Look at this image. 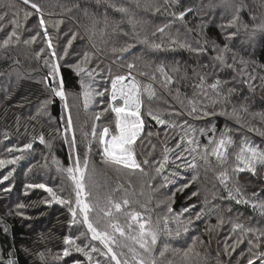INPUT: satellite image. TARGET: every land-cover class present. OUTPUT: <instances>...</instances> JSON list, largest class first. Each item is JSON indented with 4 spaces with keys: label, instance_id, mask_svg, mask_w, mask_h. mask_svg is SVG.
I'll return each instance as SVG.
<instances>
[{
    "label": "trees",
    "instance_id": "1",
    "mask_svg": "<svg viewBox=\"0 0 264 264\" xmlns=\"http://www.w3.org/2000/svg\"><path fill=\"white\" fill-rule=\"evenodd\" d=\"M36 2L44 6L47 20H64L59 30L49 25V33L58 56L63 55V49L68 47L67 40L71 38L72 32L79 31L80 33L73 41L72 46L68 47V56L60 61L61 76L65 81L68 104L72 111L73 131L77 145L73 149L65 140L64 117L66 112L62 101H60L59 120L51 114V104L47 108L48 115H36L37 109L41 107L43 101L51 96L44 82L48 68L44 66L43 60L35 55L41 48L45 49L46 54L49 52L43 36H38L36 41L30 45H24L21 42L6 50L0 49V159L22 156L16 165H8L4 169H0V174L3 176L15 167V172L8 181L2 184L3 191L0 192V261H6L9 257L15 261V264H73L74 260H85L82 254L74 251L69 257H64L61 260L53 259L58 254L62 255V250L65 247L64 236L77 237L85 231V228L79 224H71L72 217L67 207L55 201L51 204L44 203L45 200L51 198L43 189L26 188L28 184L44 183L52 187L58 194L66 198L71 195L74 199L70 179L68 180L66 174L57 170V165L53 163L54 159L58 160L64 168L72 166L73 160L70 157H74L78 152L83 160L87 152V144L91 142L92 150L88 153L90 165L98 167V171L101 173L99 179L105 181V183L99 184L94 178L100 186H105L103 191L100 189L99 191L103 193L108 186L114 189L119 182L115 177L116 170L101 163V157L98 154L101 146L99 147L96 140L91 137L92 126L95 123L93 120H89L87 114L90 110H85L82 104L81 77H78L71 67L82 59L84 52H88L90 62L85 67L96 69L94 76L101 72L105 79L103 84H95L101 87L99 91L104 86L107 88L109 86L110 79L106 76L109 75V67H111L114 76L124 74L127 69L125 67L123 70V65L134 62L139 71L145 72L149 76L155 73L157 76V79L152 82L156 93L155 97L149 99L145 94L142 98L141 113L146 127L145 133L137 141L136 147L138 161H143L145 158L150 161V164L145 166L149 176H142L139 172L117 171L118 174L125 176L122 179L125 182L120 183L123 188L135 193L130 198L146 205L151 210L149 214L155 219L160 211L167 208L165 206L157 207V194L168 198L174 212H179L182 208L191 205H196L193 212L199 211L201 207L205 206L204 199L207 196L210 201L209 206L216 204L217 209L204 215L199 221L194 220L193 224L189 226V233L187 235L182 233L179 243L187 246L188 243H192L190 237H197L196 251L200 252L202 256H207V264H217V261L220 264H247L250 255L247 240L254 239V236L259 233H241L239 231L233 233V224L242 223L245 228L264 230V216H261L258 210L253 211L250 205L236 204L234 200L226 199L227 191L219 183L218 175L227 169L230 176L229 188L238 184L245 198L254 200L256 198L252 196V193L258 192L260 199L264 200V169L258 168V176H253L249 172L233 175L231 172L242 138L247 136L256 144H261L264 140V137L247 130L249 126L264 129V120L261 119V114H264V80L261 79L264 77V34L258 38L253 52L248 50L247 41L242 38L241 44L236 41L226 42L220 27L226 21L225 18L211 22L206 20L207 14L203 13L208 7L207 4L213 3V0H179V3L169 6H164V0H139L140 8L136 7V0H99V3L97 0H36ZM77 3L80 5L78 8L74 6ZM148 3L160 4V12L156 14L151 11L145 12L143 6ZM4 4L14 5L15 8L20 9L27 8L22 4V0H0V5ZM109 4L124 5L130 8L136 14V19L141 21L136 26L140 37L148 36L155 42L161 43L162 47L158 50L149 49L130 40L129 36L122 35L121 30L132 34V28L127 23L128 18L109 7ZM187 7H192L193 12L188 13L184 21L171 15V13L178 14ZM68 8H71L70 12L67 11ZM85 9L88 12L87 16ZM5 10L8 11L10 19L13 9L0 7V13ZM49 12L53 15L48 16ZM105 12L107 13V28H105L104 22ZM92 14H95L100 23L95 35L89 40L84 28L91 27L89 17ZM22 15L21 12V17ZM0 23H3L5 31L11 30L12 25L8 20ZM22 23L24 27L30 29V31L21 30L22 40L29 38L36 31H40L38 19L35 16L30 17L26 22L22 21ZM165 24L169 25L165 33L162 36L158 33L153 38L152 32ZM172 40L177 43L173 44ZM205 42H207L205 52L197 54L190 50L191 48L205 47ZM126 43H135V47L131 54H125V58L119 60L117 59L119 52L114 53L112 49H119ZM181 44L185 47H181ZM225 44L230 49L227 51L225 59L227 64H233L232 68L222 66L215 59L216 55L212 51L213 45L222 47ZM233 57L236 61L235 64ZM17 60L19 63H14ZM241 61L244 63L241 64ZM161 65L173 77L172 84L164 85V78L157 71ZM134 74L136 75L137 72ZM249 74L255 76L256 79L245 83ZM18 75L21 78L18 79ZM200 76L205 79L203 91L194 87L200 82ZM139 77L142 83H149L148 76ZM218 78L229 81L222 86V96L220 97H217L208 86ZM249 84L254 85V88L250 89ZM229 88H234L235 91L229 97V101H224L223 95H227ZM107 95L105 93V97H100V101H98L105 108L107 104L101 101H105ZM189 100L194 102L197 109L191 115L188 113L193 105L188 103ZM233 105L237 109L241 105L248 107V113H240L242 116L240 124L236 123L229 115L220 114L224 111L231 113ZM149 110L159 112L162 118L170 120L178 126L171 129L157 125L147 115ZM174 112L181 113V115L177 116L173 114ZM206 112L208 115H205ZM32 116H36V119H30ZM102 116L105 125L114 127L115 117L112 114L106 111ZM185 120L187 124H184ZM102 121L100 118L96 124ZM213 126L216 128V139H219L222 132L230 129V135L235 141L234 145L229 148L228 163L223 167L210 154L212 146L209 145V140L213 138L211 132ZM192 128L197 131L193 133ZM201 128L205 129L206 134L202 135L199 132ZM165 131L167 136H165ZM147 132H152L154 135L149 137L146 135ZM185 132H187L186 139H195L199 142L200 154L204 153L206 147L208 148V163L206 164L197 155L198 167L195 170L187 169L183 166L182 159L175 160V154H170L164 175L169 177L171 183L161 187L165 183L163 176H157L154 171L157 165L152 161L162 158L165 145L175 148V143L185 135ZM85 133L88 134L87 137ZM41 135L44 137V143L40 142ZM71 137L72 132L67 133L69 141ZM148 141L156 146L155 150L151 148ZM25 143H31L32 148L23 154L15 150L12 153L6 151V148L9 147L22 148ZM186 146L193 147L194 145ZM184 155L188 160L192 159L188 153ZM173 160L175 163H172ZM194 174L197 179L192 181L191 177ZM153 176L156 178L150 180L149 177ZM129 182L131 183L129 184ZM148 183L154 185L156 190L149 188ZM186 183L190 186L182 187ZM5 188L10 191H5ZM61 189H63L62 192ZM196 191H199L200 195L192 196V192ZM141 192L143 195L140 194ZM213 194L216 196L215 200L212 199ZM112 195L114 199L120 200L124 191H116ZM221 197H225V199H221ZM19 205H23V207H19ZM132 207L138 211H144L139 204L133 203ZM229 208L231 211H228ZM189 215L190 213H185L182 218L186 219ZM219 219H222L225 224L216 227ZM170 226L175 230L176 224H170ZM5 228L7 231L4 230ZM237 239L244 242L238 244L234 252L229 250L226 254V245L230 249ZM261 239L264 240V237ZM82 240L83 237L77 242L80 243ZM171 243L173 246H179L175 240ZM253 250L264 251V246ZM41 252L45 255L44 260H41L38 255Z\"/></svg>",
    "mask_w": 264,
    "mask_h": 264
},
{
    "label": "snow or ice",
    "instance_id": "2",
    "mask_svg": "<svg viewBox=\"0 0 264 264\" xmlns=\"http://www.w3.org/2000/svg\"><path fill=\"white\" fill-rule=\"evenodd\" d=\"M99 3V0H97ZM173 3H179V0H164V6L172 5ZM22 4L27 6V8H15L14 5L4 4L0 5L5 9H13L12 17L9 19L8 11L5 10L0 13V22L6 20L12 25L10 31H5L3 23H0V49H8L13 45H19L21 42L24 45H30L34 43L38 36H43L44 41L47 45L49 52L46 54L45 49L41 48L35 55L43 60V64L48 68L47 75L44 77V82L47 85V90L50 92V98H47L41 104V107L37 109V116L48 115L47 108L48 105L55 103V99L59 98L63 102L64 110L66 116L64 117L65 125V140L70 146L75 149L77 145V140L75 133L73 131V116L71 108L68 104V95L65 89V81L61 76V64L60 61L68 56V47L72 46L74 40L80 35L79 31L72 32L71 38L67 40V46L63 49V55L58 56L56 47L53 44L51 35L49 33V25L59 30L60 26L64 23L63 19H56L49 21L45 18L44 6L41 3L36 2V0H22ZM79 7V3L74 5ZM109 7L113 8L115 11L121 13L123 16L127 17V23L132 28V34L130 35L126 31L121 30V34L124 36H129L130 40L138 42L144 45L146 48L158 50L162 47L161 43L155 42L154 39H150L148 36L140 37L139 32L136 31L137 24L141 21L136 19V14L130 10V8L116 4H109ZM136 7L140 8L141 5L139 0H136ZM215 7L223 8L225 11L231 13V19L227 21L226 24L221 25L224 30L230 28H237L243 22L242 13L248 11V5L244 0H220L218 5ZM264 7V5H262ZM30 8L31 10H27ZM145 12L151 11L153 14L159 13L161 10V5L158 3H148L143 6ZM67 11H71L68 8ZM21 12L23 13L21 17ZM193 12L192 7L184 8V10L177 13H171V15L176 16L178 20L184 21L188 13ZM48 16H52L53 13H47ZM85 15H88L87 9H85ZM250 18L255 21L256 16L249 13ZM37 17L38 28L40 31H36L27 39H21L22 31H30V29L24 27L22 21L26 22L30 17ZM91 20V27H85L84 31L88 34V39L91 40L92 36L95 35L97 26L100 21L96 19L95 14L89 17ZM105 28H107V13H104ZM123 22V21H121ZM118 27V25H117ZM244 27L247 28L248 25L244 23ZM254 31L264 32V22L258 25H254ZM169 28L168 24L156 28L152 32V37H156L159 33L161 36L165 33L166 29ZM226 37L230 39L236 35V32H227ZM173 44L177 41L172 40ZM207 42H205V47L191 48L190 50L199 54L207 50ZM181 47L185 45L181 44ZM94 48L95 45L93 44ZM135 47V43H126L123 47L119 49L113 48L114 53L119 52L117 59L122 60L125 58V54H131L132 49ZM190 47V46H189ZM213 49L218 51V55L215 59L222 65L228 68H232L233 64H227L224 53L229 51L228 45L225 44L223 49H218L217 46L213 45ZM90 62V57L88 52H84L81 60L71 65L75 74L80 79V87L82 88L83 97V107L85 110L94 102L95 97H105V93H108L106 100L101 101L107 104L104 111L114 114V127L104 126L101 131L97 132V126L93 124L91 130V137L97 140L98 144L101 146L99 150V155L101 157V163L108 166L116 171H130L132 173L139 172L142 176H149L146 171L145 166L150 164V161L145 158L143 161H138V153L136 151L137 141L141 139L142 134L145 133V120L142 118L141 109L143 106V97L147 94L149 99L155 97L156 93L153 88L152 82L157 79L155 73L149 74L139 71L137 65L134 62H129L123 67H126L127 71L124 74L112 75L111 67H109V79L111 83V89L107 87L104 91H97L93 87L94 73L96 69H89L85 67ZM14 63H19V61H14ZM115 63V61H113ZM233 63L235 64V58L233 57ZM241 64L244 62L241 61ZM99 67V65H97ZM157 71L163 76V83L165 86L173 83V77L168 74L163 65L159 66ZM241 71H243L241 69ZM137 72L139 76H148L149 83L144 84L137 79V76L133 73ZM87 76L89 78L86 82L83 77ZM18 79L21 78L19 75ZM256 77L251 74L248 75V80L244 81L248 83L251 80H255ZM264 80V77L261 78ZM200 82L194 87L199 88L203 91L205 79L203 76L199 78ZM229 83L228 80L216 79L210 85H208L213 92H215L217 97L222 96L221 88L223 85ZM249 88H254V85L249 84ZM235 91L234 88H229L227 95H223L224 101H229V97ZM189 104L193 105L190 112L191 115L197 111L194 102L192 100L188 101ZM241 112L248 113V107L246 105H241L239 109L235 105L232 107V112L228 113L226 111L221 112L222 115H229L236 123L240 124L242 121ZM173 114L179 116L181 113L174 112ZM147 115L156 122L157 125L164 126V128L175 129L178 125L170 120L162 118L159 112H153L149 110ZM205 115H208L206 112ZM30 119H36V116L30 117ZM96 120H100V113L96 114ZM261 119L264 120V114H261ZM19 120V118H17ZM187 124V121H184ZM243 126V125H242ZM162 128V130H164ZM191 128V126H189ZM248 132H255L260 137H264V129L255 128L252 126L248 127ZM191 131L195 133L197 130L192 128ZM230 129L220 134L219 139L215 138L216 128L212 127L211 132L213 133V138L209 140V145H211V156L216 158V161L221 167L226 165L229 160V148L234 145L235 141L230 135ZM72 132L71 140L67 139V133ZM199 132L204 135L206 134L205 129H199ZM87 133L85 136L87 137ZM147 136L151 137L154 135L152 132H147ZM156 135H159L156 133ZM165 136L167 132L165 131ZM187 132L184 136L175 143V148H170L165 145L162 153V158L159 160H154L152 163L156 164L154 171L157 176H163L164 184L161 187H165L168 183H171L169 177L164 175L166 165H168L170 160V154H175V160H183L184 167L187 169L195 170L198 165L196 163L197 155L200 159L208 163L209 151L205 148L203 154L199 153V142L195 139H186ZM7 139V137H5ZM40 142L44 143L43 135L40 136ZM151 148L155 150V145L148 141ZM186 145H194L193 147H187ZM32 148L31 143H25L22 148H6L8 153H12L14 150L20 153H25L27 150ZM179 151H176V150ZM92 150V144L89 142L87 144V152L84 155L83 160H81L80 154L77 152L74 157H70L73 160L72 166L64 168L60 165L58 160H53V163L57 165V170L66 174L71 181L72 193H74V199L71 195L67 198L63 195L58 194L52 187L44 183L28 184L26 188H38L43 189L50 200H45L44 203L51 204L53 201L56 203L67 207L69 213L71 214L72 225H82L85 228L84 232H81L79 236L73 237L72 235H66L63 237V244L65 247L62 250V255H56L53 257L54 260H61L64 257H69L72 255L73 251L80 253L85 258L84 261L74 260L73 264H207V256H202L200 252L196 251V241L197 237L192 236L191 244L187 246L179 243V238L182 233L187 235L190 231L189 226L193 224L194 220L199 221L204 215L211 213L217 209L216 204H211L207 196L204 199V207H201L199 211L193 212L196 205H191L189 207L182 208L179 212H174L171 204L167 205V213L160 216L158 215L155 219L149 214V210L146 205L140 204L139 201H134L130 197L134 196V192H129L127 189L123 188L122 184H117V187L111 189L110 191H104L101 193L99 188L101 187L94 179L93 176L96 173V168H90V161L88 153ZM185 153L192 156L191 160L185 157ZM195 154V155H194ZM151 155V153H149ZM22 158V156H15L12 159H0V169H4L8 165H16L17 162ZM175 160L172 163H175ZM180 167V165H177ZM258 168L264 169V140L261 144H256L252 140L248 139L247 136L242 138L239 143V150L235 154V163L231 168L233 175L249 172L253 176H258ZM15 172V167L7 172L0 178V184L8 181L9 178ZM156 177H149L150 180H154ZM197 176L194 174L191 177L192 181H195ZM229 172L227 169L221 171L218 175V180L224 189L227 191L228 200H234L236 204L250 205L253 211L258 210L261 216H264V200L260 199V193L253 192L252 196L256 199L249 200L245 198L244 193L238 184L229 188ZM131 182H129L130 184ZM149 188L155 189V186L151 183L147 185ZM189 184H184L182 187L187 188ZM124 191V195L120 200L114 199L112 193L116 191ZM5 191H10V189L5 188ZM63 189H61V192ZM143 195V192L140 193ZM192 196H199V191L192 192ZM212 199L215 200V194L212 195ZM225 199V197H221ZM133 203L139 204L140 208L144 211H138L132 207ZM23 207V205H19ZM159 207V205H157ZM231 211V208L228 209ZM185 213H190L186 219H182ZM123 216V222L120 221L119 217ZM171 223L176 224L175 230L170 226ZM223 223L222 219H219L216 227H219ZM7 231V229H4ZM211 232L212 229L210 228ZM237 231L241 233H259L254 236V239H248L247 243L249 245L248 253H250L247 264H264V251H254L253 249H260L264 246V230L245 228L242 223H235L232 227V232ZM83 237V240L78 243L77 241ZM175 240L179 246H173L171 241ZM241 239H237L236 242L230 246L226 245L225 253L230 251L234 252L238 244L243 243ZM93 254L98 257L104 258L94 259ZM41 260L45 259L43 252L38 253ZM219 255V253H218ZM171 257V258H170ZM0 264H15V261L9 257L6 261H0ZM217 264H220L217 261Z\"/></svg>",
    "mask_w": 264,
    "mask_h": 264
},
{
    "label": "rangeland",
    "instance_id": "3",
    "mask_svg": "<svg viewBox=\"0 0 264 264\" xmlns=\"http://www.w3.org/2000/svg\"><path fill=\"white\" fill-rule=\"evenodd\" d=\"M244 2L248 5V11L242 13V19H243V22L248 25V27L245 28L244 27V23H241L238 26V29L237 28H230V29L224 30V29L221 28V30H223V36H224V39L226 40V42L230 43L232 41H236V42H238V43L241 44L242 43V40H246L247 41V45H248V50L251 51V52H253L254 49H255V47H256V45H257L258 38L261 35L264 34V32H261V31H254V27H253L254 25H258L261 22H264V7H262V5H264V0H244ZM219 3H220V0H213V3L207 4L208 7L204 10L203 13L207 14V17H206L207 19L206 18L205 19L207 21H211V22L216 21V20H222L223 18H225L226 21L223 22V25H224V24L227 23L228 20L231 19V13L228 12V11H225L223 8H220V7H215L214 8L213 7L214 5H218ZM249 13L254 14L256 16V20L255 21H253L250 18ZM226 31L227 32H236V35L233 36V37H231L230 39H228L226 37V34H225ZM239 33L244 34V35L247 34V36H244V35H241V34L239 35ZM241 38H242V40H241ZM202 39L205 41V39L203 37H202ZM209 45L211 46L210 43H209ZM217 48L218 49H223L224 46H222V47H218L217 46ZM212 51L215 53L216 56L218 55V51L217 50H214L213 47H212ZM226 54H227V52L224 53V56H226ZM120 67L122 69V66H120ZM123 70H125V67H124ZM106 76H107V78H109V75H106ZM136 76H137V79H139V80L141 79L137 74H136ZM83 79L86 82H88V80H89L87 76H84ZM104 80L105 79L101 75V72L97 73V75L94 76V81L92 82L93 83V87L97 91H99V88L101 89V87L96 86L95 84H103L102 82ZM105 87L106 86H104V88ZM104 88L102 90H100V91H104ZM81 90H82V88H81ZM81 99H82V104H83V97H82V95H81ZM98 101H100V97H95L94 102L87 109V110H90V112L87 114V116H88L89 120H93L94 121L95 125L97 126V132L98 131H101L104 126H107V125H105V120L103 119V116H102L104 113H106V111H104L105 107L104 106L102 107L101 104ZM97 113H100V118L103 120L101 123L99 122V124H96V122H98V120L95 119ZM60 115H61V113H60ZM113 117H114V115H113ZM96 142H97V140H96ZM97 144H98V142H97ZM99 147H100V145H99ZM89 166H90V168H92L91 165H89ZM96 170L97 171H96L95 175L93 176V179L95 178L98 181L99 184L105 183V181L99 179L101 173H99L97 166H96ZM115 177L119 181L118 184H120L122 182L123 183L125 182V181L122 180V179L125 178V176L124 175H121V174H118L117 171H116ZM0 178H2V175L1 174H0ZM68 180H69V178H68ZM0 187H1L0 188V192H2L3 191L2 184H0ZM104 187L105 186H101L99 189L101 191H103ZM116 187H117V185H116ZM111 189L112 188H110L108 186L107 189L104 190V191H110ZM157 195H158V197H157V204L159 206H165V207H167V205L170 204V201L168 200V198L166 196L159 195V194H157ZM166 213H167V208L165 210L160 211V214L159 215L162 216V215H164ZM119 219H120V221L121 220H124V217L123 216H120ZM171 224H175V223H171ZM224 224H225V222H223L221 225L223 226ZM188 244H191V243H188ZM94 259H101V260H103L104 258L98 257L95 254L94 255ZM257 262H259V261H257Z\"/></svg>",
    "mask_w": 264,
    "mask_h": 264
},
{
    "label": "water",
    "instance_id": "4",
    "mask_svg": "<svg viewBox=\"0 0 264 264\" xmlns=\"http://www.w3.org/2000/svg\"><path fill=\"white\" fill-rule=\"evenodd\" d=\"M50 109H51V114L57 120H59L60 113H61V109H60V100L58 98L55 99V103H53V104L50 105Z\"/></svg>",
    "mask_w": 264,
    "mask_h": 264
},
{
    "label": "built area",
    "instance_id": "5",
    "mask_svg": "<svg viewBox=\"0 0 264 264\" xmlns=\"http://www.w3.org/2000/svg\"><path fill=\"white\" fill-rule=\"evenodd\" d=\"M108 89H109V91H110V89H111V83H109ZM58 99H59V98H58ZM113 115H114V114H113Z\"/></svg>",
    "mask_w": 264,
    "mask_h": 264
}]
</instances>
